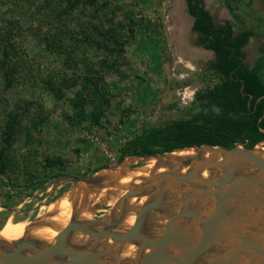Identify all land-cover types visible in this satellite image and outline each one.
I'll list each match as a JSON object with an SVG mask.
<instances>
[{
  "label": "rangeland",
  "instance_id": "rangeland-1",
  "mask_svg": "<svg viewBox=\"0 0 264 264\" xmlns=\"http://www.w3.org/2000/svg\"><path fill=\"white\" fill-rule=\"evenodd\" d=\"M204 4L215 23L227 19L235 32L251 30L242 51L254 68L264 47V0ZM180 21L184 38L178 43ZM211 60L184 0H0V234L8 219L30 225L53 211L61 217L80 210L88 215L83 220L117 214L111 199L138 182L124 179L168 168L155 169V157L118 160L120 147L144 123L193 116L219 83L207 68ZM142 167L149 169L144 176L125 174ZM99 174L106 176L101 183H84ZM34 181L43 183L32 190ZM145 199L131 197L124 214L134 217ZM153 214L145 229L156 220ZM45 234L22 235L40 247L38 237ZM76 239L91 241L79 250L102 251V259L113 264L136 257L135 244L122 246L132 259L120 260L110 241L99 248L98 238Z\"/></svg>",
  "mask_w": 264,
  "mask_h": 264
},
{
  "label": "water",
  "instance_id": "water-1",
  "mask_svg": "<svg viewBox=\"0 0 264 264\" xmlns=\"http://www.w3.org/2000/svg\"><path fill=\"white\" fill-rule=\"evenodd\" d=\"M186 14L192 26L193 17L187 10ZM242 93L249 96V106L252 95ZM261 97L264 95L254 104ZM263 116L264 109L259 119ZM182 150L190 152L129 156L127 162L155 157V169L168 168L128 187L116 202L118 213L112 217L83 220L73 212L49 245L36 247L24 237L9 244L0 240V247L5 248L0 250V264H113L102 259V251L69 246L67 237L74 231L109 239L117 255L123 245L135 244L136 257L130 264H264V140L253 146L202 144ZM105 178L99 174L83 181L93 186ZM131 197L146 199L135 208L133 223L118 230ZM151 212L156 220L148 230L145 221Z\"/></svg>",
  "mask_w": 264,
  "mask_h": 264
},
{
  "label": "trees",
  "instance_id": "trees-1",
  "mask_svg": "<svg viewBox=\"0 0 264 264\" xmlns=\"http://www.w3.org/2000/svg\"><path fill=\"white\" fill-rule=\"evenodd\" d=\"M185 1L187 11L193 17L192 29L199 33L198 43L215 54L207 68L218 76L219 83L204 96L200 109L190 118H176L163 124L144 123L140 132L120 147L118 160L151 152H172L192 145L231 147L242 143L253 146L264 140L261 131L264 116L259 119L264 109V97L254 104L259 95H264V47L260 49L254 68H249L242 47L251 30L245 28L235 32L227 19L215 23L203 0ZM230 13L242 23L236 13L231 10ZM242 92L252 95L249 106V96ZM214 108L218 109L215 111ZM42 183L34 181L28 186L35 190Z\"/></svg>",
  "mask_w": 264,
  "mask_h": 264
},
{
  "label": "bare ground",
  "instance_id": "bare-ground-1",
  "mask_svg": "<svg viewBox=\"0 0 264 264\" xmlns=\"http://www.w3.org/2000/svg\"><path fill=\"white\" fill-rule=\"evenodd\" d=\"M180 18H181V16H180ZM176 25L179 26L178 27V32L175 31V37H177L176 41L178 42V40H182L184 38V34H183V30H182V27H183L184 24H183L182 21H180V23H177ZM179 29H181V31H179ZM197 54L199 55V51H198ZM187 152H190V150H183V151L177 152V154H183V153H187ZM143 170L147 171L149 169L148 168H145V167L144 168L142 167V169H134L133 168L132 170H127L125 172V174L128 175V176H130V177L137 178V177H140V176H144L146 174V172H144ZM124 180L125 181H131L132 180L133 182L139 181V180H134L132 178H130V179H124ZM106 187L113 189V186H106ZM121 189L122 188H120V190ZM99 190H101V189H99ZM104 190H105V188H104ZM104 190L102 189V191H104ZM106 191H107V189H106ZM124 192H125V190H124ZM113 193H114V190H113ZM99 194H100V192H99ZM95 196H96V194H95ZM102 196H105V195H102ZM106 197L108 199V196L107 195H106ZM119 197L117 195V196H115V198H112L111 199L112 202H113V204L118 201ZM107 199H106V202H107ZM130 199L131 198H129V201H130ZM107 204H109V203H107ZM60 207L61 206L59 205V208ZM73 212L74 211L72 209H68L65 214L61 215V217H60L58 211H53L50 214H44L42 216V219H43V221L45 223H44V225H38V226L37 225L36 226L35 225L34 226H29V224H27V222L24 221V220H19V221L13 222L12 220L8 219L6 221V223L3 225L2 229H1V233L4 234V235H1L0 234V239L2 238V241L4 239H7L8 242H11L13 240L20 239V238H23V237L24 238L31 237V236H23L22 235L23 233H30L31 232L33 234V232H43L44 234L45 233H47V234L38 237V240H41V246L40 247L49 245V244H51L53 242L54 237H55V235L57 233V232H53V231L56 230V229L57 230H60L62 227H64L66 225V223L68 222L69 217L73 214ZM74 213H75V217L78 218V219H83L85 217H88V215L85 212L80 211V210H77ZM38 217H39V215H38ZM39 218H41V217H39ZM58 219H59V222H57ZM133 220H134V217L133 216H129V215L123 214L122 220L120 221V224L118 225V228L117 229L118 230L127 229L133 223ZM60 222H61V224H60ZM95 228L97 229V227H95ZM80 237L85 238L86 236L83 235L82 233L78 232V231L69 233V235L67 237V244L69 246H71V247H76L77 248L79 245H83L85 242H87V243H90L91 242L88 239H86L83 242H80V241H78L76 239V238H80ZM107 243H109V239H107V238H102V239H99V240L96 241V244H99L98 245L99 248L106 247L107 246ZM120 254H122V253L119 252L118 255H120ZM117 257L119 258V256H117ZM56 258L57 257H55V259Z\"/></svg>",
  "mask_w": 264,
  "mask_h": 264
},
{
  "label": "flooded vegetation",
  "instance_id": "flooded-vegetation-1",
  "mask_svg": "<svg viewBox=\"0 0 264 264\" xmlns=\"http://www.w3.org/2000/svg\"><path fill=\"white\" fill-rule=\"evenodd\" d=\"M185 1V0H184ZM185 3H186V1H185ZM203 4H204V0H203ZM204 7H205V4H204ZM206 8V7H205ZM186 10H187V5H186ZM223 22V21H222ZM222 22H220V23H222ZM192 23H193V21H192ZM191 28H192V26H191ZM193 30V29H192ZM194 31V30H193ZM196 32V31H195ZM198 33V32H197ZM198 35H199V33H198ZM201 45V44H200ZM213 52V51H212ZM213 54V58L215 57V54H214V52L212 53ZM127 246H128V248H133L134 249V247L131 245H129V244H127ZM136 249H137V246H136ZM122 251H120V253H121ZM117 256H119V258H120V260H125V259H132L131 258V253L130 252H123L122 254H120V255H117ZM125 258V259H124ZM134 262V260H129V261H126L125 262V264H130V263H133Z\"/></svg>",
  "mask_w": 264,
  "mask_h": 264
}]
</instances>
